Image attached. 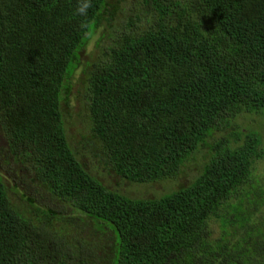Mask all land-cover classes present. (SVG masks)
Here are the masks:
<instances>
[{
	"label": "trees",
	"instance_id": "obj_1",
	"mask_svg": "<svg viewBox=\"0 0 264 264\" xmlns=\"http://www.w3.org/2000/svg\"><path fill=\"white\" fill-rule=\"evenodd\" d=\"M122 2L92 0L84 17L77 0H0V134L15 164L66 206L25 215L0 171V264H264L255 174L264 148L258 133L231 125L264 112V0H145L142 17L114 28ZM97 32L109 44L83 70L90 138L81 149L98 145L108 173L144 186L174 180L229 131L188 185L134 199L79 162L61 97Z\"/></svg>",
	"mask_w": 264,
	"mask_h": 264
},
{
	"label": "rangeland",
	"instance_id": "obj_2",
	"mask_svg": "<svg viewBox=\"0 0 264 264\" xmlns=\"http://www.w3.org/2000/svg\"><path fill=\"white\" fill-rule=\"evenodd\" d=\"M152 7V6H151ZM153 8V7H152ZM145 9V0H123L120 5V13L118 19L113 23L114 28H119L125 24L127 16L139 15L140 11ZM109 41L101 33H96L89 39L86 50L81 58V65L70 78L71 94L67 100L64 94L61 97V111L64 121L66 137L73 148L77 152L79 162L86 170L96 177L110 191L127 194L134 199H148L169 193L178 186H186L192 182L201 172L204 165L210 157V147L214 145V141L218 138L228 136L229 131L214 133L213 138L207 139L204 144L197 149L180 171V174L174 180L157 182L151 185H129L122 182L108 170L103 167L101 157L98 156L100 148L98 145L88 147L85 151L81 149L80 143L88 142L90 138V123L88 121L86 94V75L83 74L86 63H93L97 56L101 53V48L108 46ZM232 131L239 134L256 132L261 137L262 146L264 148V112L260 115H241L231 122ZM243 141V136L241 137ZM0 171L6 174V188L8 197L12 201L15 208L25 213L32 210L30 205L43 211H49V208L56 212H61L66 206L55 200L44 189L37 186L35 181L31 180L29 169L20 167L15 164L13 156L8 152V146L4 142L0 134ZM3 171V172H2ZM255 174L258 178L264 179V159L255 164ZM34 211L30 216L34 217ZM84 228V227H83ZM85 233H69L68 239L76 242L85 238Z\"/></svg>",
	"mask_w": 264,
	"mask_h": 264
},
{
	"label": "clouds",
	"instance_id": "obj_3",
	"mask_svg": "<svg viewBox=\"0 0 264 264\" xmlns=\"http://www.w3.org/2000/svg\"><path fill=\"white\" fill-rule=\"evenodd\" d=\"M91 7H92V0H77L74 14L86 17ZM80 27L83 30V33L86 37H90L92 35L90 24L82 23Z\"/></svg>",
	"mask_w": 264,
	"mask_h": 264
}]
</instances>
